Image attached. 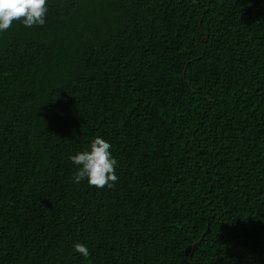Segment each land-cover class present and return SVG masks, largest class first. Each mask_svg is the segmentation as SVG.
<instances>
[{
    "label": "trees",
    "instance_id": "obj_1",
    "mask_svg": "<svg viewBox=\"0 0 264 264\" xmlns=\"http://www.w3.org/2000/svg\"><path fill=\"white\" fill-rule=\"evenodd\" d=\"M47 7L0 33V264H264V0Z\"/></svg>",
    "mask_w": 264,
    "mask_h": 264
},
{
    "label": "clouds",
    "instance_id": "obj_2",
    "mask_svg": "<svg viewBox=\"0 0 264 264\" xmlns=\"http://www.w3.org/2000/svg\"><path fill=\"white\" fill-rule=\"evenodd\" d=\"M48 12L47 0H0V33L10 29L13 22H20L27 28L43 27ZM111 144L97 137L90 144V150L78 152L69 157L78 171L73 182L87 180L90 187L112 188L119 180L115 174L117 161L112 157ZM73 250L84 258L90 256L88 247L74 243Z\"/></svg>",
    "mask_w": 264,
    "mask_h": 264
}]
</instances>
